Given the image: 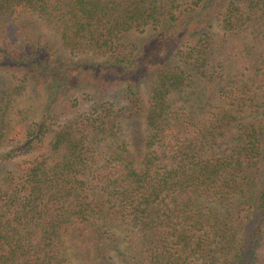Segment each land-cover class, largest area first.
Here are the masks:
<instances>
[{"label": "trees", "instance_id": "16d2710c", "mask_svg": "<svg viewBox=\"0 0 264 264\" xmlns=\"http://www.w3.org/2000/svg\"><path fill=\"white\" fill-rule=\"evenodd\" d=\"M258 95L264 0H0V264H264Z\"/></svg>", "mask_w": 264, "mask_h": 264}, {"label": "rangeland", "instance_id": "374dc122", "mask_svg": "<svg viewBox=\"0 0 264 264\" xmlns=\"http://www.w3.org/2000/svg\"><path fill=\"white\" fill-rule=\"evenodd\" d=\"M37 22V21H36ZM39 23V26L41 27V30L48 36V38L54 42V44L57 46L58 49H62L61 48V42H60V37L57 33L54 32V30L49 27L47 24H44L43 22H37V24ZM80 58H83V59H86V58H89L87 55L85 54H81L80 55ZM149 83H150V78L148 80H146L142 86H141V94L143 96V99H144V105L147 106V101H148V98H149ZM258 104L257 106H260L258 108H255V109H261V105L264 103V95H258ZM31 103L29 102L27 105L29 106ZM91 106H92V103L90 102H84L81 104V106L77 109V110H71L69 112L66 113V115L62 118L64 123H69L70 121H72V119L77 115V114H80V113H86V112H89L90 109H91ZM255 109H247V115H250V114H253L251 118L259 115V114H255ZM250 118V119H251ZM124 130H123V133H122V136H121V139L129 142V151L132 153L133 157H135L137 159V156L139 155L138 152L139 150L141 149V146L138 144V140L139 138L140 139H144L146 137V134H147V131H146V123H145V117L142 115L138 118H135L131 121H124ZM57 127H55V130H56ZM58 129V128H57ZM140 130V131H139ZM140 136H139V134ZM232 134H235V131L234 133ZM227 135H230L229 133H227ZM139 136V138H138ZM143 136V137H141ZM52 136H50L48 138V142L49 140H51ZM223 141V150L225 148H227L230 144V140L227 139H222ZM226 146V147H225ZM139 161L140 159H137V164H139ZM118 237H119V240L122 241V243L119 244V248L118 249H113L111 251V253L114 255V256H117L118 260L117 262L119 264H126V261L125 259L123 258V256H121V253H126L127 252V247H128V243L125 242V238H124V235L122 234H119L118 233ZM73 264H80L79 261H74Z\"/></svg>", "mask_w": 264, "mask_h": 264}]
</instances>
